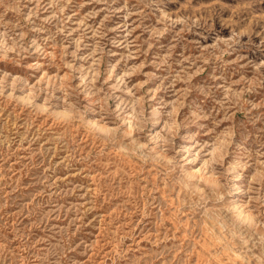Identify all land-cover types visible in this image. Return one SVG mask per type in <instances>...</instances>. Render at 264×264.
Listing matches in <instances>:
<instances>
[{
    "label": "rangeland",
    "instance_id": "obj_1",
    "mask_svg": "<svg viewBox=\"0 0 264 264\" xmlns=\"http://www.w3.org/2000/svg\"><path fill=\"white\" fill-rule=\"evenodd\" d=\"M0 264H264V0H0Z\"/></svg>",
    "mask_w": 264,
    "mask_h": 264
},
{
    "label": "bare ground",
    "instance_id": "obj_2",
    "mask_svg": "<svg viewBox=\"0 0 264 264\" xmlns=\"http://www.w3.org/2000/svg\"><path fill=\"white\" fill-rule=\"evenodd\" d=\"M156 139V138H155ZM228 255V254H227ZM229 257V256H228ZM238 257V256H237Z\"/></svg>",
    "mask_w": 264,
    "mask_h": 264
}]
</instances>
